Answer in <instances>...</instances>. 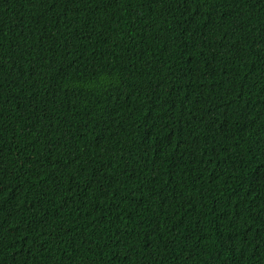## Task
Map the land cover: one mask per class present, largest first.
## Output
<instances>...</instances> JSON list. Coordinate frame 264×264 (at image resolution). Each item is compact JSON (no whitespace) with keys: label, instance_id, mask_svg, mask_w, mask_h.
I'll return each instance as SVG.
<instances>
[{"label":"trees","instance_id":"obj_1","mask_svg":"<svg viewBox=\"0 0 264 264\" xmlns=\"http://www.w3.org/2000/svg\"><path fill=\"white\" fill-rule=\"evenodd\" d=\"M0 264H264V0H0Z\"/></svg>","mask_w":264,"mask_h":264}]
</instances>
